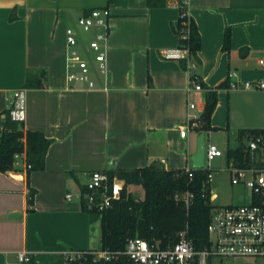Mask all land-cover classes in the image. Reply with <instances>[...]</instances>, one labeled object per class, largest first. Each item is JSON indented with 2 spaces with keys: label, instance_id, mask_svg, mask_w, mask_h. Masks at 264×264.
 I'll list each match as a JSON object with an SVG mask.
<instances>
[{
  "label": "crops",
  "instance_id": "1",
  "mask_svg": "<svg viewBox=\"0 0 264 264\" xmlns=\"http://www.w3.org/2000/svg\"><path fill=\"white\" fill-rule=\"evenodd\" d=\"M97 7L109 11L106 75L90 76V88L67 84L64 28L73 15ZM186 13L199 36L191 71L201 86L188 95L184 59L160 56L178 46L173 2L148 7L145 0H0V112L11 92L23 88L26 72L42 69V86L24 88L22 128L48 140L41 170L0 172V264H53L61 251L88 246L94 216L80 208L76 192L90 171L153 161L164 169L191 168L198 133L203 142L220 133L224 145L229 137L236 140L239 129L264 128V89L243 87L264 83V0H187ZM225 29L228 50L222 49ZM224 81L227 87L216 88ZM212 89L209 125L217 130L193 127L180 137L186 113L197 118ZM188 100L194 108H187ZM28 188L34 190L31 211ZM209 192L216 199L210 186ZM17 251L29 261L18 262Z\"/></svg>",
  "mask_w": 264,
  "mask_h": 264
},
{
  "label": "built area",
  "instance_id": "2",
  "mask_svg": "<svg viewBox=\"0 0 264 264\" xmlns=\"http://www.w3.org/2000/svg\"><path fill=\"white\" fill-rule=\"evenodd\" d=\"M179 9L180 17H188L186 13L187 0H169ZM107 7L90 8L81 12L76 18V24L82 31L93 30L92 39L88 41V48L94 52L93 59L96 62L100 75H106L105 41L108 34ZM186 22H182L185 25ZM65 45L68 48L65 52V80L67 83L78 81L86 84V87L93 86L91 79L86 74L87 65L75 52L74 46L77 39L71 27L64 29ZM178 39L186 38V31L182 28L177 34ZM163 59H185L187 72V95L191 91L201 90V86L195 81L191 69L194 63L187 58V48L178 45L174 48H167L160 51ZM76 67L79 72L69 71V68ZM230 75V74H229ZM234 87V83H229ZM244 88L264 89L263 82H244ZM192 101H187V108H194ZM5 110L11 121L23 122L25 118L24 89L17 88L11 92ZM4 113L0 114L3 119ZM197 118L188 112L185 120L178 127V135L184 137L187 130L197 125ZM3 126L0 124V131ZM246 147L248 150L261 148L264 151V137L253 135L247 138ZM224 156L223 151L212 143L203 142V161H211L216 157ZM255 159H252L247 167H236L231 160L226 162L224 168L229 175L230 184H240L249 190L248 201L242 204H227L224 206H213L209 213L206 225L208 244L200 249H195L191 242L185 238L184 232L178 234V239L173 243H166L161 246L158 241H147L140 237H130L124 242L120 250H109L105 248L95 249H65L59 253V259L53 264H106L109 261L121 256L124 264H211V259L230 258L237 256L263 257L264 258V155L263 164L255 166ZM203 161L201 167H203ZM13 167L28 169L29 165L24 160V146L20 153L13 154ZM188 171V168H185ZM211 172L207 174L206 181L209 183ZM84 191L78 190L76 197L86 211L100 212L111 206L113 201L119 199L123 182L112 177L107 178L105 171L92 170L87 175L84 183ZM126 190V189H125ZM127 192V190H126ZM256 201H253L254 199ZM71 194H65L69 200ZM184 202L187 203L188 195L184 194ZM211 203V197H209ZM18 262L29 261V255L23 251L15 253Z\"/></svg>",
  "mask_w": 264,
  "mask_h": 264
},
{
  "label": "trees",
  "instance_id": "3",
  "mask_svg": "<svg viewBox=\"0 0 264 264\" xmlns=\"http://www.w3.org/2000/svg\"><path fill=\"white\" fill-rule=\"evenodd\" d=\"M166 0H145L148 7H162ZM87 10V9H86ZM182 22H186L182 25ZM184 28L186 38L178 39V45L187 48V58L197 65L195 53L199 49V36L195 25L189 17H180L179 9L175 25V33L179 34ZM229 48V31L225 29L222 37V49ZM186 60L181 61L185 68ZM44 79V71H27L22 85L24 88H40ZM227 83L221 82L216 88H225ZM215 89L207 92L204 97L202 110L197 117V131L217 130L209 125V116L215 105ZM3 126L0 131V172L13 169V154L20 153L24 146V160L29 165L27 172L41 170L48 140L37 130H23L22 122L11 121L7 111L3 110ZM193 128V127H191ZM253 135L264 137V128L239 129L236 134V144L224 149L225 161L231 160L236 167L250 165V150L243 144V140ZM211 171L205 167L181 169H164L158 161L146 166L131 169H114L106 171L110 180L115 177L123 182L119 199L111 206L94 212L99 220V247L109 250H120L124 242L130 237H140L147 241L156 240L161 246L173 243L178 234L184 232L195 249L208 244L206 225L213 205L209 201V183L206 176ZM128 184L138 185L142 189V197H135L126 192ZM79 190L84 191V186ZM34 190L28 188L26 204L27 211H31ZM184 194L188 195L187 203ZM253 201L255 200L252 199ZM82 210H85L82 203ZM106 264H124L121 256Z\"/></svg>",
  "mask_w": 264,
  "mask_h": 264
},
{
  "label": "rangeland",
  "instance_id": "4",
  "mask_svg": "<svg viewBox=\"0 0 264 264\" xmlns=\"http://www.w3.org/2000/svg\"><path fill=\"white\" fill-rule=\"evenodd\" d=\"M76 18L73 15V19L69 23H67L66 27H71L73 29V34L77 39V43L74 46V50L76 54L85 61L88 71V79L98 76V70L96 66V62L93 59L94 52H92L88 48V41L92 39L94 31H82L76 24ZM65 29V28H64ZM64 33V31H63ZM68 50V48L65 45V36H64V58H65V52ZM65 63V61H64ZM69 71L75 72L76 74L79 72V70L74 68H69ZM79 83V84H78ZM82 82L78 81H72L67 84H76L80 85ZM221 140V134L220 133H213L211 134L210 138L207 139L205 137L204 144L206 143H212L217 148L224 149L227 145L229 147L234 146L236 144V140L234 137H229L228 142H225L224 145L220 143ZM243 144L246 146L247 139L242 141ZM250 155L252 156V159H255V166L260 167V165L263 164L262 157L264 155V151L261 148H257L255 150L250 151ZM226 166V161L224 159V156L222 157H216L212 159L211 161L207 162L206 160L203 161V167L209 169L211 171V178H210V189L211 193L216 195V199L211 201V205L213 206H224L227 204H242L246 203L248 201L249 196V190L243 187L240 184H230L229 182V175L227 171L224 170ZM102 171V170H99ZM128 188V192L135 196V197H141L142 196V189L140 186H134L131 185ZM86 213H90L94 216V218L91 221V235H90V241L86 248L79 249V250H85V249H95L100 248L99 247V222H98V215L94 213V211H86ZM211 264H264V258L263 257H247V256H237V257H230V258H216L213 257L211 259Z\"/></svg>",
  "mask_w": 264,
  "mask_h": 264
},
{
  "label": "water",
  "instance_id": "5",
  "mask_svg": "<svg viewBox=\"0 0 264 264\" xmlns=\"http://www.w3.org/2000/svg\"><path fill=\"white\" fill-rule=\"evenodd\" d=\"M191 168H200L203 161V134L200 132L196 137L195 150L189 157ZM17 214L10 213L8 217H15Z\"/></svg>",
  "mask_w": 264,
  "mask_h": 264
}]
</instances>
